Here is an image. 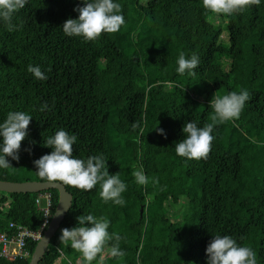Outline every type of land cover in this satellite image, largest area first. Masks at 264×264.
<instances>
[{"label": "trees", "instance_id": "16d2710c", "mask_svg": "<svg viewBox=\"0 0 264 264\" xmlns=\"http://www.w3.org/2000/svg\"><path fill=\"white\" fill-rule=\"evenodd\" d=\"M116 2L124 24L89 42L60 28L81 0H28L13 14L14 31L0 23V121L9 111L32 116L19 159L0 169V180L41 181L32 161L51 151L44 139L63 128L77 136L74 156L103 154L109 174L126 184L123 206L103 202L99 185L65 186L71 205L38 264H81L58 237L88 213L110 221L125 253L109 256V241L92 264H205L212 234L232 236L264 264V0L231 17L207 12L200 0ZM181 52L198 56L194 75L175 73ZM29 64L47 79H33ZM241 88L250 99L237 119L214 126L207 158L177 157L183 124L211 122V96ZM154 124L166 126L164 136ZM141 169L146 185L132 176ZM44 191L51 218L56 189L0 191V232L12 234L10 223L38 230L44 215L35 199ZM36 243L27 239V257L0 256V264H29Z\"/></svg>", "mask_w": 264, "mask_h": 264}, {"label": "clouds", "instance_id": "9594fccd", "mask_svg": "<svg viewBox=\"0 0 264 264\" xmlns=\"http://www.w3.org/2000/svg\"><path fill=\"white\" fill-rule=\"evenodd\" d=\"M28 0H0V23L12 32L16 26L12 23L13 14L24 8ZM262 0H200L202 9L214 15L231 17L245 8L259 5ZM82 6H75L76 18L66 19L60 26L67 37H77L84 42L94 41L101 33H115L124 24L121 4L116 0H81ZM199 64L196 54L186 58L181 52L176 60L175 73L178 75H194ZM27 72L35 80L47 79L39 65L27 66ZM250 99V93L241 88L239 91H229L212 95L208 106L212 111L211 122L198 126L197 121L190 120L182 126L183 138L174 145V153L185 160L206 159L214 139V126L237 119ZM46 104H41L40 110H47ZM24 111H9L0 121V169H9L11 161L19 159L20 143L28 134L30 118ZM133 130L143 128L137 122L131 123ZM157 134L164 136L162 128L152 127ZM77 141L75 134H69L63 128L46 137L42 143L51 149L49 153L34 159L32 164L36 175L46 183H58L82 191H90L99 185V197L107 203L123 206L125 201L122 193L126 184L117 175L109 174L106 168V158L103 154L89 155L86 159L73 155V145ZM30 152V149H26ZM132 176L138 185L148 184V177L143 170H134ZM157 178H152L156 184ZM68 208L67 206L65 207ZM76 223L70 228H62L58 237L60 243L70 246L79 253L81 264H92L105 245L112 241L108 249L111 257H122L124 251L119 246L121 237L112 235L108 228L110 221L104 217H96L92 213L78 215ZM204 252L205 264H257L255 252L248 246H242L230 235L212 234Z\"/></svg>", "mask_w": 264, "mask_h": 264}, {"label": "water", "instance_id": "95a60500", "mask_svg": "<svg viewBox=\"0 0 264 264\" xmlns=\"http://www.w3.org/2000/svg\"><path fill=\"white\" fill-rule=\"evenodd\" d=\"M47 189H56L58 191V200L52 214L50 221L43 232L40 240L37 241L35 248L30 256L29 264H38L43 256L47 245L59 228L68 208L71 205L72 195L66 190L65 186L58 183H46L43 181H4L0 180V191L9 193H33L40 192ZM68 207L67 209L65 207Z\"/></svg>", "mask_w": 264, "mask_h": 264}, {"label": "built area", "instance_id": "2783aa9c", "mask_svg": "<svg viewBox=\"0 0 264 264\" xmlns=\"http://www.w3.org/2000/svg\"><path fill=\"white\" fill-rule=\"evenodd\" d=\"M45 199L44 205L40 208L43 212L44 218L41 226L38 230H30L20 224L10 223L13 233L7 234L6 232H0V256L7 257L9 259L24 258L28 256L27 239L32 241H38L43 235L44 229L50 221V208L51 198L48 193H44L43 196H38L35 199L36 204L39 206L40 198Z\"/></svg>", "mask_w": 264, "mask_h": 264}, {"label": "crops", "instance_id": "0c3cea01", "mask_svg": "<svg viewBox=\"0 0 264 264\" xmlns=\"http://www.w3.org/2000/svg\"><path fill=\"white\" fill-rule=\"evenodd\" d=\"M44 193H48V194L50 195V198H51V194H50L49 192H47V191H44V192H42V193H39V194L37 195V197H38V196H43ZM37 197H36V198H37ZM42 199H44V198H43V197L40 198L41 203H40L39 206L37 205L38 208H41L42 205H44V203H45V199H44V201H42ZM35 203H36V202H35ZM43 218H44V217H43ZM77 262H78V260H77ZM70 264H71V263H70Z\"/></svg>", "mask_w": 264, "mask_h": 264}, {"label": "rangeland", "instance_id": "374dc122", "mask_svg": "<svg viewBox=\"0 0 264 264\" xmlns=\"http://www.w3.org/2000/svg\"><path fill=\"white\" fill-rule=\"evenodd\" d=\"M164 124H166V123H164ZM154 126L155 127H157V128H162V127H160L158 124H154ZM166 126L165 125H163V128L162 129H164ZM154 134L156 133V131L154 130V129H152L151 130ZM42 201H44V199H42ZM79 254V253H78Z\"/></svg>", "mask_w": 264, "mask_h": 264}]
</instances>
